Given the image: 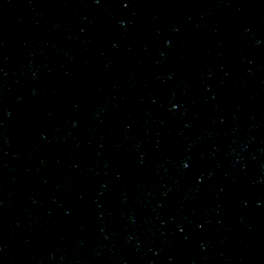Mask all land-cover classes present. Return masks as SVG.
<instances>
[{
  "label": "water",
  "instance_id": "1",
  "mask_svg": "<svg viewBox=\"0 0 264 264\" xmlns=\"http://www.w3.org/2000/svg\"><path fill=\"white\" fill-rule=\"evenodd\" d=\"M0 264H264V0H0Z\"/></svg>",
  "mask_w": 264,
  "mask_h": 264
},
{
  "label": "snow or ice",
  "instance_id": "2",
  "mask_svg": "<svg viewBox=\"0 0 264 264\" xmlns=\"http://www.w3.org/2000/svg\"><path fill=\"white\" fill-rule=\"evenodd\" d=\"M124 6L127 7V4H125Z\"/></svg>",
  "mask_w": 264,
  "mask_h": 264
}]
</instances>
